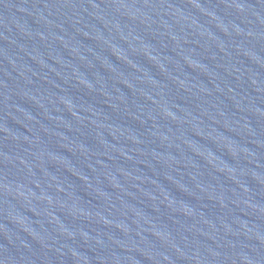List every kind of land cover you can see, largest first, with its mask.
Listing matches in <instances>:
<instances>
[{"label": "water", "instance_id": "95a60500", "mask_svg": "<svg viewBox=\"0 0 264 264\" xmlns=\"http://www.w3.org/2000/svg\"><path fill=\"white\" fill-rule=\"evenodd\" d=\"M0 264H264V0H0Z\"/></svg>", "mask_w": 264, "mask_h": 264}]
</instances>
